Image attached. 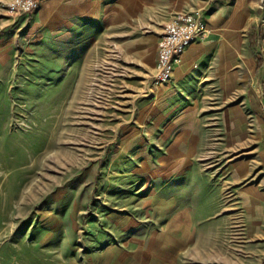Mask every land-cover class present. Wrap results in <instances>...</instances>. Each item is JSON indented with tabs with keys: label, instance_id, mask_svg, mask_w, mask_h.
Masks as SVG:
<instances>
[{
	"label": "rangeland",
	"instance_id": "obj_1",
	"mask_svg": "<svg viewBox=\"0 0 264 264\" xmlns=\"http://www.w3.org/2000/svg\"><path fill=\"white\" fill-rule=\"evenodd\" d=\"M11 1L0 3V198L32 203L21 261L264 262V205L250 213L247 203L250 187L264 191V128L246 101L258 75L238 67L235 86L222 89L215 67L197 77L195 67L183 89L164 90L152 78L164 26L130 20L122 34L101 11L96 45L76 60L87 33H77L71 6L36 19L50 0L30 13L9 11ZM196 10L210 17L209 53L257 55L263 32L248 25L264 16V0ZM170 223L187 241L176 253L155 240Z\"/></svg>",
	"mask_w": 264,
	"mask_h": 264
},
{
	"label": "crops",
	"instance_id": "obj_2",
	"mask_svg": "<svg viewBox=\"0 0 264 264\" xmlns=\"http://www.w3.org/2000/svg\"><path fill=\"white\" fill-rule=\"evenodd\" d=\"M6 1L8 0H0V3ZM50 1L51 4H48L47 7H44L34 13L35 18L38 19L37 16H39L42 11L49 12V15L46 13V16L45 14L43 15L45 18L50 17V15L52 16V12L54 11L59 17L61 15L60 13L66 11V8L70 9L71 6L74 17L77 18V22L79 24L77 33L80 35L82 30L83 33H87L85 37L79 36V43H82V45L86 44L84 48L85 51H79L78 56L75 55L76 60H84L88 57V55H90V49L96 45L97 36L94 32L96 31V27H98L101 23L100 20H97V15L98 13H101V11H103L104 14L102 20H104L107 24L104 26L108 28L119 25L120 28L123 29L122 34H128L130 20L134 22L137 21L133 24L131 22L132 26L163 27L164 24L175 15L196 9H202L207 6L211 0H56V8L52 7L54 6V3L52 4V0ZM237 1L238 0H225L223 3L219 1H217V3L220 8H222L223 6H228L230 3L236 5ZM241 10H245V5H243L242 9L238 6L236 12ZM114 12L119 14L120 17L117 22L112 21ZM206 19L208 26H210V17L207 16ZM33 24L34 27L42 25L37 23V21H34ZM253 26L259 28L260 31L262 29L263 32L262 35L258 32L256 37L255 48L257 50V55L250 52L249 55L246 54L245 56L242 52H227L224 48L223 52L218 55H214L213 53H209L207 51V45H209L210 40L212 39V37H210L200 43L195 42L191 45L185 51L181 62L176 65L171 80L158 87L164 88V90H171V88L174 90L176 88L183 89L188 81L187 75L189 72H192L193 68H199V71L194 74L197 77L198 75H202L203 72H206L208 67H215L218 73H220L216 78L218 88H229L230 85L235 86L234 82L236 76L234 75L239 73L238 67H249L254 74L258 75V79L253 80L251 88L254 93L251 96H248L246 101L254 116L259 117L260 123H262L261 126L264 128V117L262 114L257 112L258 109L264 110V47L261 42V38L264 35V16L260 18L258 16L256 18H251L248 29ZM247 41L249 42L248 36ZM235 44L242 45L241 39H235ZM214 56H217L216 58L218 62L215 66H212L208 63V61ZM199 84L200 83H198V86H200ZM237 117L241 121H243V119L246 120L242 116ZM256 188V185H253L252 189L250 187L247 195V203L249 205L250 213H256L258 202L261 204L263 203L264 205V191H257ZM171 201H173V199H171ZM31 204V201H27L22 195L19 197H11L7 194L6 196L0 198V264H29L27 261H21L24 260V258H22L19 253L17 256L16 251L21 248L23 242L25 241L28 225H24L27 218H29L32 214ZM180 224H182V222ZM172 226L173 223H170L169 233L158 232V239L155 240L157 242H163L162 244L160 243L161 245L159 246L164 252L168 251L169 253H176L178 246L177 240L183 241L184 244L187 241L182 239L181 236L177 237V231L175 230V232H172L174 229ZM251 231L253 234H251ZM250 234L257 237L254 229L250 230ZM262 243L264 244V242ZM186 245L187 243L185 246ZM261 264H264V262Z\"/></svg>",
	"mask_w": 264,
	"mask_h": 264
},
{
	"label": "built area",
	"instance_id": "obj_3",
	"mask_svg": "<svg viewBox=\"0 0 264 264\" xmlns=\"http://www.w3.org/2000/svg\"><path fill=\"white\" fill-rule=\"evenodd\" d=\"M37 4L38 0H12L7 7L11 12L30 13ZM209 34L210 28L203 10L179 13L166 22L157 44L153 83L160 86L169 82L185 51ZM261 42L264 47V35Z\"/></svg>",
	"mask_w": 264,
	"mask_h": 264
},
{
	"label": "trees",
	"instance_id": "obj_4",
	"mask_svg": "<svg viewBox=\"0 0 264 264\" xmlns=\"http://www.w3.org/2000/svg\"><path fill=\"white\" fill-rule=\"evenodd\" d=\"M217 1H219V2L223 3L225 0H217Z\"/></svg>",
	"mask_w": 264,
	"mask_h": 264
},
{
	"label": "bare ground",
	"instance_id": "obj_5",
	"mask_svg": "<svg viewBox=\"0 0 264 264\" xmlns=\"http://www.w3.org/2000/svg\"><path fill=\"white\" fill-rule=\"evenodd\" d=\"M168 252V251H167Z\"/></svg>",
	"mask_w": 264,
	"mask_h": 264
}]
</instances>
